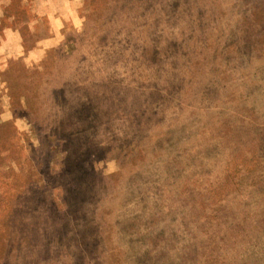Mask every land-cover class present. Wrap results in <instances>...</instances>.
Wrapping results in <instances>:
<instances>
[{"label":"rangeland","instance_id":"1","mask_svg":"<svg viewBox=\"0 0 264 264\" xmlns=\"http://www.w3.org/2000/svg\"><path fill=\"white\" fill-rule=\"evenodd\" d=\"M0 264H264V0H0Z\"/></svg>","mask_w":264,"mask_h":264}]
</instances>
